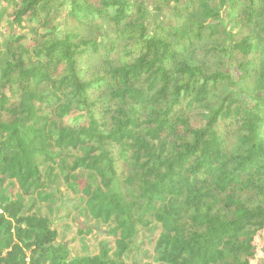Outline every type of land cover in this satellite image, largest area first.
<instances>
[{
    "label": "trees",
    "instance_id": "obj_1",
    "mask_svg": "<svg viewBox=\"0 0 264 264\" xmlns=\"http://www.w3.org/2000/svg\"><path fill=\"white\" fill-rule=\"evenodd\" d=\"M146 4L0 0V264H123L147 214L156 264H264V0ZM219 50L244 75L261 59L253 102L211 106L230 76L186 57ZM46 165L114 223L115 255L70 257L4 192L11 180L46 199Z\"/></svg>",
    "mask_w": 264,
    "mask_h": 264
},
{
    "label": "rangeland",
    "instance_id": "obj_2",
    "mask_svg": "<svg viewBox=\"0 0 264 264\" xmlns=\"http://www.w3.org/2000/svg\"><path fill=\"white\" fill-rule=\"evenodd\" d=\"M153 1L147 0L146 5L149 11ZM7 28L10 31L20 30L17 25H8ZM3 45L4 41L0 38V51L3 50ZM190 53L186 58L190 63L199 65L203 71L221 70L230 76V82L214 94L211 106L218 104L223 95L228 92L233 98L247 103L253 102L254 98L261 94L263 81L259 72L262 64L258 56L252 59L254 71L244 75L238 64L229 61L221 50L208 54ZM80 177L82 180H88V174ZM42 182L44 185L42 194L47 196L43 200H38L36 194L31 192L23 195L11 180L4 182L3 189L12 198H15L18 193L22 195L24 212L37 213L48 219L50 226L57 231V243L67 245L70 257L98 254L102 246L108 249L110 256L115 255L116 237L111 233L114 223L93 218L86 210L81 193L74 192L68 187L57 167L43 166ZM160 232L161 226L154 216L143 215L142 223L138 225L137 235L130 240L127 251L120 257L123 264H156V240ZM256 242L259 246L264 245V232L256 239Z\"/></svg>",
    "mask_w": 264,
    "mask_h": 264
}]
</instances>
